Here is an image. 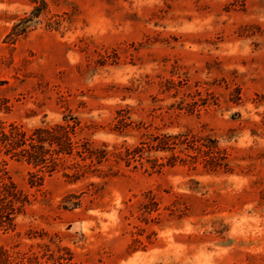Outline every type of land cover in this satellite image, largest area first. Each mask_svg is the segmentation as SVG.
Instances as JSON below:
<instances>
[{"label":"rangeland","instance_id":"1","mask_svg":"<svg viewBox=\"0 0 264 264\" xmlns=\"http://www.w3.org/2000/svg\"><path fill=\"white\" fill-rule=\"evenodd\" d=\"M0 186V264H264V0H0Z\"/></svg>","mask_w":264,"mask_h":264},{"label":"trees","instance_id":"2","mask_svg":"<svg viewBox=\"0 0 264 264\" xmlns=\"http://www.w3.org/2000/svg\"><path fill=\"white\" fill-rule=\"evenodd\" d=\"M24 151H25V153H28L26 150H24ZM5 187H6V186H5ZM12 187H13V186H12ZM0 189L4 190L2 186H0ZM0 193H1V192H0ZM13 205H14V204H12L11 206L13 207ZM2 210H3V206L0 205V223H2V222L5 223L4 220L1 219V218L3 217V215H2ZM4 219H5V217H4ZM7 220L10 221L9 218H7Z\"/></svg>","mask_w":264,"mask_h":264}]
</instances>
